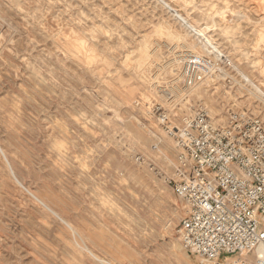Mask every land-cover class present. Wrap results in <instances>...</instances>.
Masks as SVG:
<instances>
[{
	"label": "rangeland",
	"instance_id": "rangeland-1",
	"mask_svg": "<svg viewBox=\"0 0 264 264\" xmlns=\"http://www.w3.org/2000/svg\"><path fill=\"white\" fill-rule=\"evenodd\" d=\"M258 1L0 0V264H210L180 241L176 143L149 112L264 120ZM199 58L229 76L175 87Z\"/></svg>",
	"mask_w": 264,
	"mask_h": 264
},
{
	"label": "built area",
	"instance_id": "built-area-1",
	"mask_svg": "<svg viewBox=\"0 0 264 264\" xmlns=\"http://www.w3.org/2000/svg\"><path fill=\"white\" fill-rule=\"evenodd\" d=\"M205 59L185 71L186 86L205 82L213 67ZM153 113L176 143L168 183L184 205L183 247L210 264H264L263 118L232 109L227 123L215 124L199 104L177 127L161 106Z\"/></svg>",
	"mask_w": 264,
	"mask_h": 264
},
{
	"label": "bare ground",
	"instance_id": "bare-ground-1",
	"mask_svg": "<svg viewBox=\"0 0 264 264\" xmlns=\"http://www.w3.org/2000/svg\"><path fill=\"white\" fill-rule=\"evenodd\" d=\"M260 1H263V0H259L258 1V3L260 2ZM202 36V35H201ZM204 42V41H203ZM206 43H207V41H205ZM204 42V43H205ZM178 46V45H177ZM184 46H186V44L184 45ZM187 47V46H186ZM188 50V49H187ZM190 51H187L186 53H187V55H185V56H188V57H194V55L193 54H190L189 53ZM184 52H182V54H183ZM181 55V54H180ZM183 56V55H182ZM177 58H179L178 56H177ZM180 58H182V57H180ZM183 58H185V57H183ZM189 58V59H190ZM204 59V58H203ZM200 60V59H199ZM206 63H213V67L209 70V72L208 73H202L203 75H204V78H205V80L204 81H207L208 79L209 80H214L213 78H215L216 76H220V77H222V78H226V77H228L229 76V73H228V69H227V64L225 63V61H223L222 60V58H221V60H219V61H216V60H213V61H210V62H207V61H205ZM200 64H202V61L200 60V61H192L190 64H189V66H187V67H189V68H187L186 70H184V71H189V70H191L192 72H195V71H197L198 70V68L196 67L197 65H200ZM182 69H179V70H175V75H174V80H173V82H174V86L175 87H177V84L181 81V79L182 78H184V76L182 77V71H181ZM224 71H227V73L225 74L224 73ZM203 83H205V82H203ZM202 83H200V84H196V85H201ZM195 85V84H194ZM190 85H188L187 87H189ZM193 89V91L195 90V92H198L199 90H196V89H198L197 87L195 88V87H192ZM192 94V93H191ZM199 94H200V91H199ZM209 102H211V100H209ZM161 108L163 109V110H165L162 106H161ZM166 111V110H165ZM171 112H172V110H171ZM218 112V111H217ZM210 114H211V112H210ZM186 116H188V114H186V115H183V116H179V117H176V116H174V114L172 113V115H171V119H172V124L173 125H175V126H180V124H181V121L183 120V118H185ZM211 116L213 117V119H214V122H215V124H225V123H227V121H228V118H227V120L226 121H220V120H217L212 114H211ZM164 159H166V158H164ZM172 164H173V161L171 162Z\"/></svg>",
	"mask_w": 264,
	"mask_h": 264
}]
</instances>
